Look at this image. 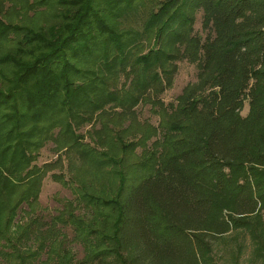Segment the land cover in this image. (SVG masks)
I'll return each instance as SVG.
<instances>
[{
  "label": "trees",
  "instance_id": "1",
  "mask_svg": "<svg viewBox=\"0 0 264 264\" xmlns=\"http://www.w3.org/2000/svg\"><path fill=\"white\" fill-rule=\"evenodd\" d=\"M23 1L8 22L0 6V258L219 264L216 247L246 234L249 264H264V0ZM199 11L205 38L193 31ZM182 55L200 91L188 87L174 119L162 111L159 129L136 127L135 108L161 93L163 67ZM51 142L86 175H52L75 205L47 232L34 217ZM24 205L32 219L20 225ZM58 225L74 228L82 259ZM243 252H230L233 264Z\"/></svg>",
  "mask_w": 264,
  "mask_h": 264
},
{
  "label": "rangeland",
  "instance_id": "2",
  "mask_svg": "<svg viewBox=\"0 0 264 264\" xmlns=\"http://www.w3.org/2000/svg\"><path fill=\"white\" fill-rule=\"evenodd\" d=\"M23 4H25L23 0H4L0 3V6L3 8V11L8 13V15L4 17L6 19V22H8L9 20L12 21L14 19V15L16 17L18 15L17 13H21L19 9ZM141 14L139 16H141ZM15 20L17 21L18 19L15 18ZM193 31L198 36L204 38L207 34L203 29V12L201 11H199L195 16ZM0 49H3L1 45ZM183 53L184 50L182 54ZM163 69L169 72H167V75L165 73L164 75L161 74L162 82L158 87L159 90H162L161 93L157 97L154 93H152L151 99L148 100L147 103L142 102L134 110L133 119L137 123L136 127L138 128H141L144 125H151L154 128L159 129L158 127L160 124V116L162 111H167V117L169 120L174 119V117L171 115L177 112L176 109H178V107L180 106L179 101H181L183 94L185 95V93L188 92V87L192 86V89H199L197 90V92L200 91L202 78L200 77L199 69L197 68L196 64H192L190 61H188V59L183 57V55L179 56L177 60H170V63L166 64ZM107 110L110 111L111 109L108 108ZM247 112L248 101L245 102V108L242 112V115H246ZM128 125L129 123L126 124V126ZM97 129H100V127L97 126ZM82 133H90L88 137L94 135L92 126L88 125L84 127L82 129ZM86 141L90 142V139L87 138ZM139 152L141 153L140 150ZM63 154V152L56 153L54 150V144L51 142L48 143L47 146L41 151V156L37 161V164L39 166H43L46 163H51V165H54L52 167H49L50 172L43 182L39 199V207L34 217V219L38 220L39 224L41 225L40 227H43L42 230L46 229L47 232L51 230L50 225L51 223H53V219L56 216H58L60 213H63L64 211L67 212L69 206H72L73 208V205H75V195H73L72 191L69 188L64 187L60 182L54 180V178H52V175L62 174L66 177V179H68L69 177L79 178L82 173L85 174L84 166L83 168L76 164L70 166V164H68V158L66 157V155ZM58 158H61V160L56 163ZM26 211H28V207L24 205L22 207V210H20L18 214V218L16 219V222L20 223V225L32 219V216L26 214ZM78 213H80L81 216H83V218L86 220H91L92 218H94L93 211L90 208L86 209L81 207V210H77L76 214ZM47 224L49 226H47ZM15 231H18L17 227H13L12 232H10V236L14 238V240L17 236V233H15ZM53 231L56 234H61L60 237H63L62 240H64L65 246H67V249L71 253L75 254L77 259L83 258L84 245L79 242L78 239H76L74 228L70 226L63 228V226L58 225V228L56 230L53 229ZM23 245L24 243L21 245V249L24 250L25 245ZM38 245V241L32 244V249L30 252L36 251L38 249ZM238 245L244 246L242 261H244V264H249L248 261L252 257L253 245L251 243L250 237L246 234H240L232 241L227 240L224 241V243H221V245H218L215 249L216 261L219 264H233V260L230 258V252H236V247ZM22 252L23 255H27L24 253L25 251ZM45 254L39 260L37 257L32 260L25 261L24 264H41V260L46 257ZM0 264H20V261L14 262L12 259L10 261L4 258H0ZM251 264H256V261H251Z\"/></svg>",
  "mask_w": 264,
  "mask_h": 264
}]
</instances>
